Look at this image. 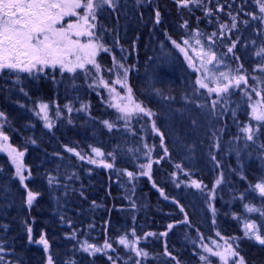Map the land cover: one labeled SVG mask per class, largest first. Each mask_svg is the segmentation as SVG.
Segmentation results:
<instances>
[{"label":"trees","instance_id":"1","mask_svg":"<svg viewBox=\"0 0 264 264\" xmlns=\"http://www.w3.org/2000/svg\"><path fill=\"white\" fill-rule=\"evenodd\" d=\"M259 1L188 0L181 6L177 0H118L100 14V26L110 18L112 34H100L107 51L97 55V63L106 80L120 63L134 100L145 109L128 121L108 107L103 91L81 77L71 82L57 72L0 76V141L12 149L11 158L0 150V264H49V259L74 264L71 256H81L85 264H109L81 252L76 242L109 244L121 261L132 253L116 245L120 235H131L148 252L141 264H200L202 246L216 235L232 244L243 264H264V246L239 225L242 202L255 196L249 183L264 179V159L261 164L236 156L228 142L235 134L227 133L235 112L217 98L213 119H222L210 131L212 122L203 115L206 106L213 107L211 99L191 86L195 75L172 49L199 33L234 75L240 72L237 64L251 70L247 41L253 38L251 18L264 3ZM124 19L129 30L121 27ZM156 57L162 63L150 74L155 84L148 89L146 69L156 65ZM247 73L251 86L264 95V78L259 80L256 70L254 76ZM41 101L49 107L48 128L38 115ZM263 130L254 131L251 145L261 158ZM92 147L103 152V162L92 159ZM21 152L23 181L13 161ZM29 192L34 194L30 204ZM258 199L264 225V196Z\"/></svg>","mask_w":264,"mask_h":264},{"label":"rangeland","instance_id":"2","mask_svg":"<svg viewBox=\"0 0 264 264\" xmlns=\"http://www.w3.org/2000/svg\"><path fill=\"white\" fill-rule=\"evenodd\" d=\"M48 2L71 3L72 0H48ZM262 2L263 0L259 1L260 4ZM80 3L82 7L79 9H74L73 10L74 14H69L64 16L61 19L60 23L57 25V27H60L62 25L66 29L68 24L70 23L83 24L82 17L86 14V9H84L83 5L87 3V0H80ZM93 3H95V0H93ZM108 10L111 11L112 8L103 7L101 9H98L96 12V18L94 20L89 18L88 21V23L94 25V27L90 29L88 25H84L82 29V31H84L85 33H87L88 31H92L95 34V39L92 42L102 43L105 49L107 47L102 42L100 38V34H105V33L112 34L111 21L110 18H107L104 22H102L99 28L97 24V17L100 14L103 15L105 13H108ZM57 11H59V9L53 10V12H57ZM250 23L254 24L253 26H251L252 27L251 31L253 32V38L249 39L247 43H250L252 52L251 53L246 52V53L249 56L248 58L250 59V61L248 62L254 63V65H252L251 70L248 71H250L251 75L254 76L253 72H255L256 70V72H258L259 74L258 76L259 80H262L264 78V51H262L264 50V12H260L259 10L258 15L251 18ZM121 24H123L121 25L123 31H125L124 28L129 30L130 27L129 21L124 19ZM183 34H190V33L189 31L187 32L184 31ZM72 39L79 40L80 44L89 43V37L87 35L76 37L73 34ZM185 41H187V43H184ZM197 41H199V43ZM172 49H174V52L176 51L177 54L181 57L186 70L191 71L195 75V80H192L191 86L194 87L196 92H204V94L206 93L207 96L211 99L210 103H212L215 100L214 98H217L218 102L220 101L227 108H231L230 111H232V113L235 112V119L231 120L232 127L227 129V133L231 135L235 134V139L234 138L228 139V142H230L231 146L235 148V153L237 154L236 156L243 157L245 161H247L249 158L253 156L257 161H259V163L262 164L263 162L262 159L264 158L263 157L261 158L257 152H254L253 155L250 153H246V156L245 155L241 156V154L245 153L246 149L249 148L248 146L252 147L251 145L253 143V139L252 140L247 139L248 133H246L244 129L250 128L252 130V134H254V131L256 129L262 130L264 128V120H256L254 115V112L257 115L264 113V95H262V90L260 89L255 90V88L251 86L248 80L249 79L251 81L253 80L249 77L247 73L248 71L245 68H242L243 66L237 64V67L240 70V72H237L235 70V75H234L231 64L228 61L224 60L213 49L211 43L205 40L204 38H202L201 34L199 33H191L185 38H182L179 44L172 46ZM181 49H183V51H181ZM102 51L103 50L99 51L98 54ZM213 53H215L216 59L213 61V64L208 65L206 62L209 59V57L213 55ZM77 56L83 59L85 53L83 51L77 50L73 53H69L66 59L75 62ZM161 63L162 60L161 58L158 57L156 61V65L151 66L150 69H146L148 89H153L155 81L154 80L152 81L151 75ZM259 70L261 71V73L259 72ZM4 72H9L11 74L15 73L14 76H16V74L22 73L17 70H2L0 71V76ZM55 72H57L59 76L64 74L71 82L74 81L75 77L76 78L81 77L82 79L85 80L84 83H87L91 88H94L97 91H103L106 97L105 100L106 104L108 105V107H110L119 114V116L121 117L120 119L121 121L125 120L124 114L121 113L119 109L115 107V105L119 103L121 107L128 106L130 108H134V106L137 105L136 101L134 100L130 92V89L128 88L127 78L123 74L125 70L120 66V63L114 64V69L111 72V78L109 80L105 79V73L101 68V66L97 63V56L95 57V65H86L85 69H77L75 72H68L66 70L62 72L60 71V68L57 65L55 68L47 67L42 72H37L34 70L30 74L48 73L51 75L53 74L55 75ZM221 73L227 74L228 79L221 80L220 79ZM240 77H244L245 79L241 80L239 85H236V80L239 79ZM9 80L12 81L14 79L11 77ZM197 80H203V82L207 84V88H201L200 85L196 83ZM229 81H231V84L229 87V91L227 93H221L218 96L216 93L209 91V89L212 88L223 87V85L225 83H229ZM180 99L182 102H186V98L182 99L180 97ZM41 105H47V104L38 103L36 107L38 109V115L40 120L43 122V125L48 128V125L51 124L49 107H47V109L42 112L40 107ZM186 107L187 106H184L183 108ZM216 111H217L216 107L206 106L204 111L206 115H203L207 123L212 122V126L210 128L211 132H214L216 123L222 119L221 117H216V119H213L217 115L215 114ZM135 114L137 113L133 112L132 116H134ZM208 115L211 116L212 119ZM128 120L129 119H127L126 121ZM94 149H98V148L95 147L91 148L92 159H94L98 163L103 162L104 159L103 152L99 149L101 155L98 156L94 151ZM0 150L6 152L11 158L12 149L8 150L4 146L3 140L0 141ZM72 153L79 156V153L75 150H72ZM18 160L19 158L15 161L16 165L18 163L17 162ZM128 173L130 172H125L126 177H129ZM258 184H264V179L262 177L253 179L249 183V188H248L250 191L249 193H253L255 196L249 194L248 197L244 199V201L242 202L241 213L239 215L240 218L239 225L242 232L245 235L246 225L254 224L258 229L259 234L262 237H264V225L260 219V214H259L260 212L259 205L261 204V200L258 199L264 195H261L259 190L256 188V185ZM249 208H252L254 210L249 211ZM246 237L251 238L257 243H259L254 237H250V236H246ZM121 239L125 240L124 244L120 243ZM115 242L116 245L120 246L124 252H126L127 254L130 253L132 254L126 256V259L119 261L118 255L115 254V252L113 251L116 249H114L109 244H98L84 238L77 240L76 244L81 252L87 254L88 256L99 255V257H102L103 261L109 264H120L119 262H122V264H141L142 262H144L145 258L148 255V252L140 245V241L131 239V235H120ZM93 248H98L100 249V251H92ZM85 249L88 250L86 251ZM201 250L203 254L202 257H204L205 259H201L200 264H240L241 262V259L239 258L238 255L232 256V251H235L232 244L227 239L222 238L218 235L214 237H208L206 239L205 244L202 246ZM217 252L221 254L220 257L214 255V253ZM221 257H223V259Z\"/></svg>","mask_w":264,"mask_h":264},{"label":"snow or ice","instance_id":"3","mask_svg":"<svg viewBox=\"0 0 264 264\" xmlns=\"http://www.w3.org/2000/svg\"><path fill=\"white\" fill-rule=\"evenodd\" d=\"M181 6H186L188 0H177ZM115 0H87V3L83 5L86 9V14L82 17L83 24H68L65 29L62 25L57 27L61 19L69 14H74V9L82 7L80 0H72L71 3H51L48 0H0V71L2 70H17L19 72L32 73L34 70L42 72L47 67L55 68L57 65L60 71L75 72L77 69H85L86 65H95V57L98 52L103 50L107 51L103 47L102 43L92 42L95 39V34L92 31L85 33L82 31L84 25H88L91 29L94 25L88 23L89 18L95 19L96 12L98 9L103 7L115 8ZM59 9L57 12L53 10ZM260 11L264 12V4H261ZM157 22H159V12L156 13ZM235 27V25H233ZM73 34L76 37L87 35L89 37V43L80 44L79 40H73ZM199 43V41H197ZM184 43H187L185 41ZM235 47V45H233ZM83 51L85 56L83 59L77 56L76 61H69L66 59L69 53L75 51ZM183 51V49H181ZM229 52L232 48L228 49ZM264 51V50H262ZM207 55V54H206ZM259 55V54H258ZM216 59L215 53L207 60V64H213ZM127 75V70L123 73ZM221 80H227L228 76L225 73L220 74ZM244 77H240L236 80V85L240 84ZM197 84L201 88H207V84L203 80H197ZM231 81L225 83L223 87H217L209 89L210 92L216 93L218 96L221 93H227L229 91ZM217 101H213L212 105L215 107ZM41 111L47 109V105H41ZM121 113L124 114V119H130L133 112L144 113L145 109L139 104L135 105L134 108L123 106L119 103L115 105ZM3 113H0L2 116ZM150 115V113H149ZM256 120H264V113L255 114ZM51 127V124L48 125ZM111 127V125H109ZM248 133L247 139L252 140L253 134L250 128L244 129ZM3 134L0 133V136ZM3 139H7L6 136ZM72 151V149H69ZM96 154L99 156L101 152L99 149H94ZM11 154V153H10ZM19 156H23V153H16L13 155V161L15 162ZM95 163V161H90ZM106 167L111 168L112 165L108 164ZM150 167V165H149ZM17 175L20 176L21 181L24 180V176L21 174V165L17 163ZM129 177L132 173H128ZM197 188L200 187L199 183L195 185ZM261 195H264V184L256 185ZM34 198V194L29 192L28 203L30 204ZM254 209L249 208V211ZM172 225H169L171 228ZM31 229H29V232ZM246 236L254 237L260 244L264 245V237H262L258 229L254 224L246 225ZM39 243L43 244L45 249L48 247L46 239L41 237ZM121 244L125 243V240L121 239ZM86 251L88 249H85ZM3 251V246H0V252ZM92 251H100L98 248H93ZM146 255V254H145ZM214 255L220 257L219 252ZM238 255L235 251H232V256ZM223 259V257H221ZM2 259V258H0ZM202 259H205L202 257ZM51 264V259H49ZM240 264H243L241 260Z\"/></svg>","mask_w":264,"mask_h":264},{"label":"bare ground","instance_id":"4","mask_svg":"<svg viewBox=\"0 0 264 264\" xmlns=\"http://www.w3.org/2000/svg\"><path fill=\"white\" fill-rule=\"evenodd\" d=\"M101 18L100 17H97V24H98V26H99V28H100V23H99V20H100ZM23 73V72H22ZM39 103H44V104H47L46 102H44V101H41V102H39ZM48 105V104H47ZM254 152H256L255 151V149H253V148H248V149H246V152L245 153H242V156H246V153H250V154H252L253 155V153ZM246 158H248V157H246ZM252 158H254L253 156H252ZM244 159V158H243ZM255 175H257V172L256 173H254ZM257 177H259V176H257ZM260 214V213H259ZM260 219H261V221H262V218H261V215H260ZM243 233V232H242ZM244 234V233H243ZM38 235H39V233H38ZM48 237V236H47ZM49 239H51V241H53V243H58L59 242V237L58 236H56V235H54L53 233H50L49 234V237H48ZM72 260H73V262H74V264H85V262L82 260V258H81V256H71L70 257ZM70 264H73L72 262H70Z\"/></svg>","mask_w":264,"mask_h":264}]
</instances>
